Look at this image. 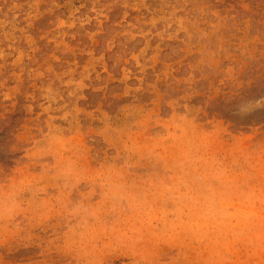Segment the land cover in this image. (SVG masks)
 Returning <instances> with one entry per match:
<instances>
[{
    "label": "rangeland",
    "instance_id": "1",
    "mask_svg": "<svg viewBox=\"0 0 264 264\" xmlns=\"http://www.w3.org/2000/svg\"><path fill=\"white\" fill-rule=\"evenodd\" d=\"M0 264H264V0H0Z\"/></svg>",
    "mask_w": 264,
    "mask_h": 264
}]
</instances>
